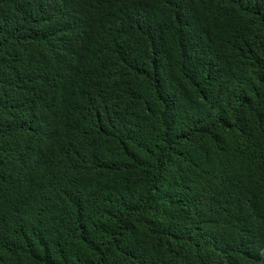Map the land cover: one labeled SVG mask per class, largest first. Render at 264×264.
Here are the masks:
<instances>
[{"label": "trees", "instance_id": "trees-1", "mask_svg": "<svg viewBox=\"0 0 264 264\" xmlns=\"http://www.w3.org/2000/svg\"><path fill=\"white\" fill-rule=\"evenodd\" d=\"M0 264H264V0H0Z\"/></svg>", "mask_w": 264, "mask_h": 264}]
</instances>
